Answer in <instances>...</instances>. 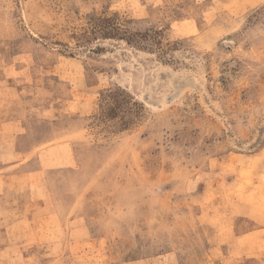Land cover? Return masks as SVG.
<instances>
[{
  "label": "rangeland",
  "instance_id": "rangeland-1",
  "mask_svg": "<svg viewBox=\"0 0 264 264\" xmlns=\"http://www.w3.org/2000/svg\"><path fill=\"white\" fill-rule=\"evenodd\" d=\"M0 264H264V0H0Z\"/></svg>",
  "mask_w": 264,
  "mask_h": 264
}]
</instances>
